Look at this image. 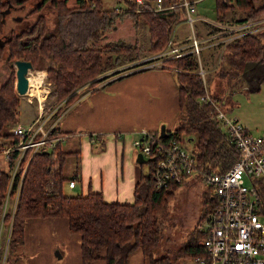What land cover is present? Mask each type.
<instances>
[{
	"label": "trees",
	"instance_id": "obj_1",
	"mask_svg": "<svg viewBox=\"0 0 264 264\" xmlns=\"http://www.w3.org/2000/svg\"><path fill=\"white\" fill-rule=\"evenodd\" d=\"M22 1L0 0V31L3 10ZM122 1L126 8H104L102 0H74L72 5H67V0H39L33 7V11L38 12L35 20L29 27L12 32L0 44V54L6 52L7 63L11 58L25 59L33 66L46 69L52 83L51 94L57 102L64 100L63 105L69 104L74 99L72 92L75 88L85 82L94 85L103 78L98 75L140 56L141 50L136 41L126 43L115 40L104 46L95 44L115 18L122 14L140 15L147 24L148 50L154 53L169 41L173 24L185 17L181 0H163L175 5L161 10L152 9L153 0H144L139 4L134 0ZM231 1L215 0L217 20H225L227 10L234 4L249 10L245 20L264 14V3H258L260 0ZM45 4H49L55 12V25L51 31L47 30L45 16L39 12ZM239 21H244V18L238 16L236 22ZM223 51L216 66L220 75L239 73L246 77L244 79L250 90L258 89L264 80V30L231 40L225 44ZM166 62L173 67L176 76L178 113L175 127L165 132L179 139L182 133H194L192 152L195 167L223 172L237 158L238 150L221 122L211 117L208 101L200 99L204 91L202 77L195 72L197 56L186 52ZM13 76L11 69L0 83V130L4 124L14 123L18 117V97L12 90ZM211 97L218 100L215 94ZM56 129L49 132V136L54 135ZM0 136L10 145L17 144L20 139L19 135L9 131H0ZM45 150L43 145L31 154V149L27 147L13 171L19 150L12 149L7 159L8 168L0 169V225L5 229L9 224L5 264H10V249L22 241L25 219L53 215L65 216L69 230L79 234L82 264L100 258L106 264H126L129 253L137 247L148 264H172V258L177 256L193 258L203 253L199 240L204 233L197 230L196 224L188 231L173 257L168 254L153 256L161 235V219L168 196L178 183L169 182L155 188L149 182L151 176L148 169V174H140L136 181L131 203L105 201L100 191L90 189L86 194H66L64 185L68 177L64 176L62 167L70 152L64 151L58 143L54 151ZM256 191L264 202V186L261 183ZM10 198H15L14 205L12 209H5ZM207 201L211 206H205L199 221L214 204L209 194ZM2 257L0 244V260Z\"/></svg>",
	"mask_w": 264,
	"mask_h": 264
},
{
	"label": "crops",
	"instance_id": "obj_2",
	"mask_svg": "<svg viewBox=\"0 0 264 264\" xmlns=\"http://www.w3.org/2000/svg\"><path fill=\"white\" fill-rule=\"evenodd\" d=\"M196 15L207 19L200 13ZM201 17L196 20L205 22ZM208 20L214 23L212 19ZM179 23L186 21L182 19ZM191 31L194 30L191 28ZM185 34L177 30L171 42L174 47H183L184 52H189L190 39ZM199 35L198 31V38L208 37ZM169 58L172 55L149 59L140 55L123 67L108 70L105 73L108 76L94 85L85 82L74 89L73 101L57 114L59 132L65 133L61 148L70 152L63 165V174L68 180L75 179L74 186H68L66 181L64 191L66 187L77 188V182H80L83 188L78 193L86 194L90 189L100 191L105 201H133L134 185L141 174L138 166L146 161L136 160L138 151L132 141L142 129L159 130L162 122L165 129H169L178 113L177 82L173 67L166 62ZM198 64L202 67L199 59ZM6 146L0 145V169L3 170L8 168L2 149ZM124 152L128 154L125 158ZM130 152L134 153V158ZM8 238L9 226L5 238L4 228L0 225L3 257ZM186 258L192 259L177 256L172 264H193V261L186 262ZM10 264H82L79 234L69 230L65 216L27 218L22 241L10 249ZM89 264L106 263L100 258ZM126 264H148V260L137 247L129 253Z\"/></svg>",
	"mask_w": 264,
	"mask_h": 264
},
{
	"label": "rangeland",
	"instance_id": "obj_3",
	"mask_svg": "<svg viewBox=\"0 0 264 264\" xmlns=\"http://www.w3.org/2000/svg\"><path fill=\"white\" fill-rule=\"evenodd\" d=\"M38 1L39 0H23L21 3L9 5L3 10L2 29L0 31V44H2L4 40L11 35L12 32H18L19 30L27 28L32 24L38 14V12L33 11V7ZM73 1L74 0H67V5H72ZM231 3H233V0L231 1ZM258 3L263 4L264 0H260ZM102 4L104 8L117 7L118 9H120L121 7L126 6L122 0H102ZM235 5L236 4H234L232 8L227 10L226 16L224 17L225 20H217L216 12L214 9L215 0H199L198 2H196V13H200L201 15L212 19L214 22H217L216 25H214L215 23H209L206 21L204 22L200 19L194 20L192 26L188 22L179 23V21H177L171 28L169 41L173 39V34L176 33L177 30H182L184 33H187L185 34V37L188 39H191V34L193 33L196 35L195 38L198 39V31L200 34L199 36H208L206 37V40L201 42V44L203 45V49L200 50V54L197 55L196 53H194L197 56V59H199L202 64V67L200 69L198 64L197 70H204V72L202 73L203 77L200 75L203 80L202 86L204 93L210 95V97L211 95L215 94L218 100L214 99V101L218 105L220 104V106L226 111L229 116H235L247 127L248 131H251L253 134H258L264 130V80L260 82L258 89L250 90L246 83L247 81H245L244 79L245 76L243 77V75H239V73L233 76H222L220 75L218 69H216L217 63L222 53L224 52L223 45L225 41H230L231 39L229 38L233 34L240 31L239 29H233L235 26L240 25V21L236 23V18L239 16L244 18V21H246L245 16L249 12L248 9H240ZM39 12L45 16L47 30H53L56 20L53 8L49 4H45L39 10ZM262 16H264V14L259 17ZM262 24L263 23L258 25ZM220 25H227L228 27L224 28L229 31H231L232 29V31L225 34H219L223 30ZM200 27L201 29H199ZM191 28L192 30H194L193 33L191 31ZM182 35H180L179 38H181ZM218 39L221 41L218 42ZM115 40H121L126 43H134L136 41L139 50H141L140 55L142 57L145 56V59L151 58L153 55H156L167 46L165 45L158 52H149L147 24L144 22L140 15H138L137 17V15H134L132 13L130 16L122 14L120 15V17L115 18L113 24L105 29V31L95 44H101V46H104L108 45L109 42ZM169 41L167 42L170 43L169 47H173L172 42ZM166 51L167 50H165V52ZM13 60L15 59L11 58L7 63L6 52L3 51L0 54V83L6 78L7 74L12 69L14 71L12 90L18 97V117L14 123L4 124V128L0 131L12 132L11 128L16 125L25 127L32 125L31 130H33V128L42 121L44 116H47L49 112H52V114L47 116V119L43 122L44 126H46L45 128H49L47 133L48 141L43 145L46 146V150H48V152L54 151L56 143H58L61 148L60 142L63 140V135H65V133L62 134L61 132H59L57 120L59 116L57 114L61 112V108L68 104L65 103V105L62 104V106H60L59 108H55V106L59 102H57L56 97L51 94L52 83L47 77L46 69L40 68L39 66L32 65V68H30L27 72V77H29L30 80L37 72H40L42 73V77L39 80L40 82H29L27 93L24 95L18 94L15 89V66L14 64H11ZM125 63L117 66V68L125 66ZM106 72L100 74V77H103L101 80L108 76V74H105ZM104 75H106V77H104ZM208 103L210 105V107L208 108L210 113L212 105L210 104V102ZM230 105L232 106V108H229ZM36 117H38L37 120ZM162 124L164 123L162 122L160 126ZM175 125L176 117L169 129L175 127ZM56 127L58 129H56L57 131L55 130V134L49 136V132L54 130ZM30 133L31 132H29V135ZM191 135L193 136V138H188V136ZM56 137H58L59 139L53 143L52 147L49 146L50 140ZM34 138L37 137L35 136ZM194 140V133H190V135H188L187 133L181 134V141H183V144L185 143L186 147L190 149L193 148ZM6 143L7 141L0 136V145H10ZM28 148L31 149L32 154L40 147L36 150H33V147ZM2 149L4 150V148ZM17 150H19V157V155L21 156L24 151L21 152L20 148H17ZM130 155L134 158L133 152H130ZM126 156H128V154L124 152V158ZM109 160L111 159L109 158ZM148 168L149 167L147 162H144L138 166V170L141 172V174L144 175L148 174ZM175 183H178V185H174L172 187V193L168 196L167 205L165 206V209L163 211L161 219V235L158 240L157 246L153 250L154 257L163 254H168L169 256L173 257L176 249L183 242L188 231H190L191 228L198 223L199 217L202 215L205 206H211L210 202H206L207 195L209 194L210 196L211 188L202 180V178L197 173L186 176L181 181ZM245 183L248 184L249 180L245 179ZM81 184L82 186H80V182H77V188L74 189H67L66 187L65 193H78L81 188H83V183ZM14 199L15 198H10L9 200L7 199V209H12ZM8 226L9 224L4 229L5 238L8 234ZM5 249L6 247H3V250ZM185 261L191 262L193 261V258H186ZM0 264H5L4 258H1Z\"/></svg>",
	"mask_w": 264,
	"mask_h": 264
},
{
	"label": "built area",
	"instance_id": "obj_4",
	"mask_svg": "<svg viewBox=\"0 0 264 264\" xmlns=\"http://www.w3.org/2000/svg\"><path fill=\"white\" fill-rule=\"evenodd\" d=\"M134 1L137 4L144 2V0ZM198 1L181 0L185 9L183 20L191 26L194 20L201 17L195 14ZM151 4L154 10L172 8L175 5L163 0H153ZM201 18L212 23L208 18ZM214 23L216 25L217 22ZM261 23L263 24L258 25ZM239 24L233 29L240 31L229 39L234 40L242 35L264 30V16ZM220 27L223 30L219 34L232 31V29L229 31L224 28L228 27L227 25H220ZM195 37L193 33L187 45L190 47L189 52L199 55L203 47L201 42L207 38L196 39ZM220 41L218 39V42ZM230 41L226 40L223 47ZM169 44L167 43V46L153 57L169 54L176 57L186 53L183 47H169ZM203 72L202 69L197 71L201 76ZM200 99L210 102L211 117L221 122L238 150L237 158L223 172L196 168L192 149L186 147L181 138L167 133L166 136H162L159 130L142 129L132 144L148 164L151 176L149 182L153 187L160 188L169 182H179L193 173H197L210 186V197L214 204L197 223V230L204 233L199 240L203 253L193 257V264H264V202L256 191L259 183L264 186V130L253 134L238 118L229 116L210 95L204 93ZM62 103L55 108L62 106ZM51 114L52 112H49L47 116ZM47 116H44L33 130H31L32 125L28 127L16 125L11 128L12 133L19 135L20 139L17 144L4 147L7 159L12 149L20 148L23 152L27 147H33V150H36L48 141L49 128H45L43 124ZM29 132H31L30 135ZM35 136L37 138H34ZM58 139V137L51 139L49 146L52 147ZM45 151L48 152V150ZM18 159L13 171L16 169ZM245 179L249 180L248 184L245 183ZM67 184L74 186L75 179L71 178Z\"/></svg>",
	"mask_w": 264,
	"mask_h": 264
},
{
	"label": "water",
	"instance_id": "obj_5",
	"mask_svg": "<svg viewBox=\"0 0 264 264\" xmlns=\"http://www.w3.org/2000/svg\"><path fill=\"white\" fill-rule=\"evenodd\" d=\"M11 64L15 66V89L16 92L20 95H23L26 93L28 89V77L27 72L30 68H32V62L25 59H15ZM166 129L165 125L162 124L159 128L160 135L166 136ZM136 160L138 162L145 161V158H143L142 154L138 152Z\"/></svg>",
	"mask_w": 264,
	"mask_h": 264
},
{
	"label": "bare ground",
	"instance_id": "obj_6",
	"mask_svg": "<svg viewBox=\"0 0 264 264\" xmlns=\"http://www.w3.org/2000/svg\"><path fill=\"white\" fill-rule=\"evenodd\" d=\"M42 75V73H40V72H37L30 80H29V77H28V82H30V83H34V82H37V83H39L40 81V79H41V76Z\"/></svg>",
	"mask_w": 264,
	"mask_h": 264
},
{
	"label": "flooded vegetation",
	"instance_id": "obj_7",
	"mask_svg": "<svg viewBox=\"0 0 264 264\" xmlns=\"http://www.w3.org/2000/svg\"><path fill=\"white\" fill-rule=\"evenodd\" d=\"M2 15H3V12H2ZM7 64V63H6ZM8 65V64H7Z\"/></svg>",
	"mask_w": 264,
	"mask_h": 264
}]
</instances>
